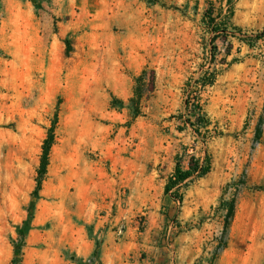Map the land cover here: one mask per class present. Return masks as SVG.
Wrapping results in <instances>:
<instances>
[{
    "label": "rangeland",
    "instance_id": "rangeland-1",
    "mask_svg": "<svg viewBox=\"0 0 264 264\" xmlns=\"http://www.w3.org/2000/svg\"><path fill=\"white\" fill-rule=\"evenodd\" d=\"M194 160L209 171L166 194ZM14 258L264 264V0H0V264Z\"/></svg>",
    "mask_w": 264,
    "mask_h": 264
},
{
    "label": "trees",
    "instance_id": "trees-1",
    "mask_svg": "<svg viewBox=\"0 0 264 264\" xmlns=\"http://www.w3.org/2000/svg\"><path fill=\"white\" fill-rule=\"evenodd\" d=\"M144 71L138 75L135 78V85L133 89V96L130 98V102L134 104V106H137L139 103V100L142 96V82L144 78ZM54 123L52 126L48 129L47 136L43 140L42 144V153L40 155L39 159V165L36 170V185L32 192L34 196H37L39 189L41 188V183L46 175L47 171V165L49 162V151L50 148L54 142ZM209 171V165H203L199 163L197 160H194V162L189 163L187 169H181L178 165L175 166L173 172L169 175L167 178V182L164 187V192L167 194L172 189H176L182 184H185L189 178L192 176L199 178L203 177L207 172ZM179 200V199H178ZM228 210L229 214L232 213V203H228ZM227 228V227H226ZM224 246V243H222V247ZM17 261V258H14L13 263L15 264Z\"/></svg>",
    "mask_w": 264,
    "mask_h": 264
},
{
    "label": "crops",
    "instance_id": "crops-1",
    "mask_svg": "<svg viewBox=\"0 0 264 264\" xmlns=\"http://www.w3.org/2000/svg\"><path fill=\"white\" fill-rule=\"evenodd\" d=\"M103 246H105V243H104V241L102 242V248H103Z\"/></svg>",
    "mask_w": 264,
    "mask_h": 264
}]
</instances>
